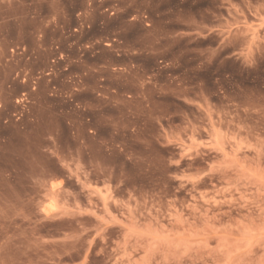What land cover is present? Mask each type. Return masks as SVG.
<instances>
[{
	"label": "rangeland",
	"instance_id": "374dc122",
	"mask_svg": "<svg viewBox=\"0 0 264 264\" xmlns=\"http://www.w3.org/2000/svg\"><path fill=\"white\" fill-rule=\"evenodd\" d=\"M0 264H264V0H0Z\"/></svg>",
	"mask_w": 264,
	"mask_h": 264
},
{
	"label": "crops",
	"instance_id": "0c3cea01",
	"mask_svg": "<svg viewBox=\"0 0 264 264\" xmlns=\"http://www.w3.org/2000/svg\"><path fill=\"white\" fill-rule=\"evenodd\" d=\"M129 96V95H128Z\"/></svg>",
	"mask_w": 264,
	"mask_h": 264
}]
</instances>
